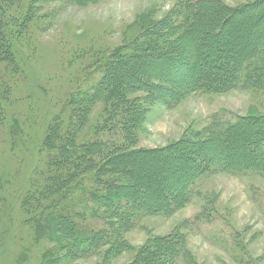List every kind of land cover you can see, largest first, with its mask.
<instances>
[{"label": "trees", "instance_id": "1", "mask_svg": "<svg viewBox=\"0 0 264 264\" xmlns=\"http://www.w3.org/2000/svg\"><path fill=\"white\" fill-rule=\"evenodd\" d=\"M47 2L30 0L22 26L29 24L37 5ZM135 32L103 61V78L95 92H83L72 101L83 105L82 120L98 103L108 105L95 134L112 123L120 127L123 142L79 144L76 135H63L58 123L45 141L44 148L55 152L48 193L58 196L56 206L61 198L70 203L72 196L79 197L105 228L82 231L74 220L85 215L76 211L77 201L61 214L51 208L55 204L47 207L50 210L40 214L36 238L48 236L59 254L47 251L44 264H71L104 248L103 264L131 251L135 254L129 264H199L183 231L188 222L166 236L148 238L137 249L125 236L144 217H171L184 210L198 196L196 186L202 180L218 174L264 178V115L234 121L217 116L164 148L136 147L156 107L175 108L197 93L264 88V0L237 8L220 0H182L161 20H153L152 12L141 16ZM12 42V34L0 32V63L11 57ZM88 179L93 186L85 184ZM52 210L56 217L50 218ZM204 217L205 207L194 221Z\"/></svg>", "mask_w": 264, "mask_h": 264}, {"label": "rangeland", "instance_id": "2", "mask_svg": "<svg viewBox=\"0 0 264 264\" xmlns=\"http://www.w3.org/2000/svg\"><path fill=\"white\" fill-rule=\"evenodd\" d=\"M181 1L49 0L31 11L24 27L30 0L2 1L0 32L12 34L13 45L11 57L0 63V264H44L47 251L59 254L48 236L36 238L40 214L58 199L48 193L55 156L44 148L50 130L58 123L61 133L76 135L79 144L109 140L120 145L123 134L115 124L98 135L94 131L106 119L108 105L98 103L82 120L83 105L72 101L83 92H95L103 78V61L135 36L141 16L152 12L153 20H161ZM220 1L237 8L259 0ZM253 114L264 115V88L197 93L175 108L156 107L136 147L164 148L217 116L234 121ZM85 184L93 186L89 179ZM196 191L192 203L173 216L142 218L126 240L137 249L148 238L166 236L188 222L183 231L199 264H264V178L218 174L199 182ZM72 198L71 204L78 202L76 211L85 214L74 218L82 231L105 228L79 197ZM70 203L61 198L59 207L51 208L61 214ZM203 207L205 217L194 221ZM52 211L50 218L56 217ZM104 251L71 264H103ZM134 254L126 252L110 264H129Z\"/></svg>", "mask_w": 264, "mask_h": 264}]
</instances>
